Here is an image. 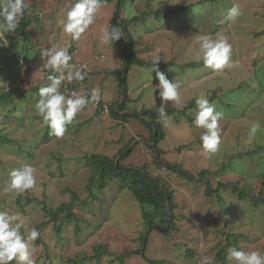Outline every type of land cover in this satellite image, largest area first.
Returning <instances> with one entry per match:
<instances>
[{
	"label": "rangeland",
	"instance_id": "rangeland-1",
	"mask_svg": "<svg viewBox=\"0 0 264 264\" xmlns=\"http://www.w3.org/2000/svg\"><path fill=\"white\" fill-rule=\"evenodd\" d=\"M25 2L24 16L33 21L18 32L21 39L16 37V31L6 33L0 45V49L4 46L9 50L5 55L11 68L5 75L8 79L1 80L2 84H10L16 90L8 95L11 103L0 104V212L19 213L24 224L21 232L26 237L33 228L48 220L42 209L44 202L57 207L70 201L68 187L77 193L73 199H79L74 208L78 222L65 223L60 233L57 232L60 220L57 225L52 223L36 229L43 243L29 242L35 264L39 254L43 257L37 264H74L69 259L85 257L84 264H122V260L117 262L116 255L138 246L137 235L148 230L142 214L144 206L130 190L121 188L119 178H109L105 189L92 185L97 196L91 195L89 185L97 177L88 163L95 153L119 161L122 166L147 165V171L161 177L173 191L174 212L183 217L177 215L176 227L169 233L156 228L149 234L145 253L148 258L200 264L207 256L212 264H228L227 258L224 261L217 257L223 246L227 253L235 247L264 254V205L256 207L252 198L240 200L230 188H221L219 194L225 198L222 207L215 195L206 194L209 185L216 188L221 182L235 180L243 185L251 184L254 196L259 194L258 189H264V149L235 158L241 151L264 144V60L258 59L264 57V34H258L264 29V0L101 1L94 23L79 40H73L62 30V22H66L67 12L75 0ZM234 3L239 4L242 15L230 22L225 17ZM135 15L136 20H129ZM217 18H221V25L213 33L218 26L215 25ZM20 26L21 21L17 28ZM113 26L119 28L121 38L113 44L103 43L100 39L103 30H111ZM129 35L135 40V56L150 64H133L121 88L123 74L116 71L124 69L123 56ZM204 35L213 40L223 37L231 45L230 67L213 70L203 65L186 71L179 66L202 60L198 37ZM53 45L67 47L68 51L74 48L73 52L69 51L72 71L76 62L90 65V76L84 85L98 89V100L107 104L123 103L125 88L129 113L122 112V115H128L118 119L111 111L107 115L97 114L96 106L89 100L74 117L68 134L40 142L47 125L36 113L35 104L39 100V89L51 83L45 79L49 68L45 66L46 58L43 60L40 54ZM157 58L162 63L174 61L176 64L159 66L155 64ZM157 71L178 83L181 96L179 104L169 101L164 110L188 106L187 115L182 114L179 120L174 116L161 119L165 135L158 144V152L151 147L155 144L151 129L140 120L143 109L161 106ZM200 96L207 98L215 111L221 113L218 121L220 149L211 155L205 152L201 140L206 129L194 123L199 108L197 105L189 107L191 100ZM231 102L230 110L227 105ZM189 116L194 121H190ZM145 118L150 121L149 117ZM255 122L261 127L252 135L251 126ZM181 145L186 147L180 149ZM124 152L128 154L126 157H123ZM156 161L180 166L193 178L178 175ZM225 163L226 167L222 168ZM25 166L35 169V187L23 193L9 191L11 172ZM27 191L43 202H27ZM21 195L25 198L23 208L16 204ZM84 200L89 202L87 206L81 204ZM101 223L98 234L90 237V232ZM225 231L237 235V245L230 244ZM102 243L113 255H94L95 246ZM189 250L193 255H188ZM46 255H50L48 263L44 262ZM124 263L150 264L142 254L131 255Z\"/></svg>",
	"mask_w": 264,
	"mask_h": 264
},
{
	"label": "clouds",
	"instance_id": "clouds-1",
	"mask_svg": "<svg viewBox=\"0 0 264 264\" xmlns=\"http://www.w3.org/2000/svg\"><path fill=\"white\" fill-rule=\"evenodd\" d=\"M26 7L25 0H0V39H3L6 33L16 31L24 16ZM100 7L101 0H75L67 12L66 22H62V30L68 33L73 40H79L94 23ZM241 15L242 10L239 4L234 3L228 9L225 18L232 22ZM121 36L122 33L119 28L113 26L111 30H103L100 39L105 44H113ZM198 40L200 42V54L206 67L220 70L225 66H231L229 64L231 45L225 38L221 37L213 40L211 37L204 35L198 37ZM40 55L43 60L46 58L45 66L49 70H47L45 79L48 78L51 83L49 82L48 86L39 89V100L35 104V111L51 129L52 135L63 137L66 125L71 124L76 114L88 104L89 97L76 93L68 96L65 92L60 91V89L63 90L61 86L65 80L68 83L73 80L82 82L87 73L82 70L72 71V65L70 64L72 56L69 54L67 47L53 45L43 50ZM158 61L159 58L155 60V64ZM65 70H67V75H65ZM52 72L53 75H51ZM55 73H59V75H55ZM156 77L159 81L157 88L160 89L159 96L161 98L160 115L163 117L166 115L164 106L169 101L179 104L181 96L178 92V83L170 81L160 71L156 72ZM98 98V89H93L90 99L95 101ZM104 104L107 103L104 102ZM196 104L199 112L194 123L197 127L206 129V132L201 136L203 149L209 155L215 154L219 151L221 144L218 126L221 113L216 112L215 106L210 104L209 100L203 96L197 97ZM260 127L259 122L253 123L251 134L255 135ZM11 177L8 185L9 191L14 190L18 193H23L28 189L34 188L37 183L35 169L32 166H25L22 170H13ZM22 227H24V224L19 213L0 212V264H11L13 260L16 261V264H35L29 248V242L35 241L39 233L33 228L25 237V234L21 232ZM227 261L228 264H264V254L259 251L247 252L232 247L228 250ZM200 264H212V261L205 256L200 260Z\"/></svg>",
	"mask_w": 264,
	"mask_h": 264
},
{
	"label": "trees",
	"instance_id": "trees-1",
	"mask_svg": "<svg viewBox=\"0 0 264 264\" xmlns=\"http://www.w3.org/2000/svg\"><path fill=\"white\" fill-rule=\"evenodd\" d=\"M101 1H110V0H101ZM129 1L132 3L135 0H129ZM118 9H119V7H118ZM117 13H118V11H117ZM118 18H120L119 13L117 14V19ZM136 19H137V15L133 16L132 18H129V20H136ZM30 21H33V20L31 18H29V20H28L27 16H24V18L21 20V26L19 28H17V30H16V33H17L16 37L17 38L21 39V35H19L18 32H22V30H25L26 27L31 24ZM220 22H221V18H217L215 25H218V26H215L216 28L214 29L213 33H216L219 30L220 25H221ZM123 23H124V20H122V24ZM258 34L263 35L264 29L261 30L260 32H258ZM23 39H25V37ZM27 40L28 39H26V41ZM4 41H5L4 38L0 39V45L1 44L3 45ZM127 41H128L127 48H126L125 54L123 56V58H124V69H123V71H121V70L116 71V73H120V74L122 73L123 74L121 82H120L121 88L123 87L124 84H126L128 73L130 71V67L133 64H138V65L143 66V65L148 63L146 60H142L141 58L135 56V40H134V38L129 35V38ZM23 47L27 48V46H23ZM70 49L71 48H69L70 52L74 51V48H72L71 50ZM75 51H76V49H75ZM5 52L8 53L9 50L6 47L2 46V49H0V104H2L3 106L8 104V103H11L10 99L8 98V95H10V93H12L13 91H16L13 87L10 86V84L3 85L2 81H1L2 79L7 78L8 76L5 77V75L7 74L8 71H11V68L9 67V64H8V57L5 55ZM21 54H19V55H21ZM27 55H29V54H27ZM23 56H26V55L24 54ZM20 59L22 61L26 62L25 58L20 57ZM258 59H259V61L260 60L262 61V60H264V57H259ZM12 60H14V57H12ZM79 62H81V61H79ZM162 62H163L162 60H159V62H157L156 65L167 66V65L176 64V62H174V61H171L169 64L168 63H162ZM256 62H257V59L254 61V64H253L254 66H255ZM148 64H150V62ZM177 65H179V64H177ZM203 65H204V63H203V59H202L200 61H191V62L183 63V64H180L179 66H181L182 69L187 71L188 69H191V68L194 70L199 69ZM89 75H90V73H88V77H89ZM10 78L15 80L14 77H10ZM123 93L125 94L123 103H120V101H118L115 104H113V103L108 104V106H109L108 113L110 111L113 112L114 114H116L118 119H122L123 117H126L128 115L127 114L124 116V114L122 115V112L129 113L127 111V101H126L127 100V90L125 88L123 89ZM196 99L197 98H193L191 100L190 105H189L190 108L195 107L197 105ZM221 102H223V101H221ZM232 103L233 102H231L227 105L230 110L233 107ZM100 104H101L100 107L96 108V109H98L97 113H101L102 111H104L103 110L104 102L101 101ZM117 104H119V105L116 106ZM223 105L224 104L222 103L221 106H223ZM187 107L188 106H185L181 109H178L176 107L168 108L167 110H164L166 115L163 117L167 118L169 116H174L177 120H179V116H181L182 114L187 115V110H188ZM145 116L149 117L150 121H148V118L146 119ZM140 117H141L140 120L142 122H144L145 124H147L148 127L152 131V138H153V142L155 144H153L151 147L155 148L156 152L160 151L159 148L157 150V147H158L159 142L161 141L162 138H164V135H165V132L163 130V123L161 121V119L163 117L160 115V108H158V107L145 108V109H143ZM188 119L190 121H194L193 117H191V116H189ZM71 124L66 125V131H65L64 135L69 133ZM0 134H1V131H0ZM40 139H41L40 142L44 143V142H49L52 139H59V137L52 135L51 129L47 125V128L45 130V134ZM186 145L188 146L191 144H186ZM186 145H181L180 149L186 147ZM261 149H264V144L259 145L257 148L252 149V150H247L245 152L241 151L237 156H235V158L240 159V158H242L243 155H247V156L254 155V154L258 153V151ZM29 154L32 155V153H30V152H29ZM127 155H128L127 152L123 153V157H126ZM88 164H90V166L93 168L94 174L97 177L96 179H93L89 185V190L91 191L92 196H94V197L97 196V194H96L97 192L92 191L93 190L92 185H95L96 188L98 186L99 189H105V187L107 186V184L109 182L108 179L117 177L120 180L121 188L130 190L133 193L136 200L139 201L140 204H142L144 206L142 214H143V218L145 220V224H146L145 226H146V228L148 227V230L144 231V232L140 231V233L138 232L141 235L136 234L138 236L136 238V242H138V246H136V247L132 246L131 247L132 249H130L129 251L117 254L116 255L117 262L119 259V260L123 261L122 264H127V263H124V261L126 260L127 257H129L131 255H141L142 254V256L150 264H177L172 259H164V260L151 259V258H148L145 254L146 248H147V245L149 242L148 236L153 230L158 228L163 233H165V232L169 233V231H171L174 227H176L175 221H176L177 215H179L181 218L183 217L182 214H177V215L175 214L174 210L176 208V203H175L173 191H170L169 188H167L166 184L163 183L162 178L151 175L150 172L147 171V169H148L147 165H144L142 167L122 166L119 161H115L114 159H112L108 156H104L102 154L99 155L98 153L92 154L90 156V160H89ZM157 164L162 165L169 170L175 171L176 173H178V175L193 178V176H190L188 174V172H186V170L180 168V166H177V165L175 166L173 164L166 163V162H159V163L157 162ZM226 165L227 164L225 163L224 166H222V168L226 167ZM254 167L260 168L261 164L260 165L254 164ZM207 172H209V171H207ZM206 173H205V176H206ZM201 175H202V173H201ZM263 176H264V174H263ZM203 178H204V176H203ZM238 181L239 180H235V181H231L229 183L221 182L218 184V186L216 188H212L209 185V187L206 191V194L208 197L215 195V197L217 198V201L219 202V205L222 207V206H224L223 204L225 203V198L221 194H219L221 191V188H226V189L230 188L231 191L235 195H237L240 200L252 198L254 201L253 205H255L256 207L264 205V189L263 188L258 189L259 194L257 196H254L252 194V191L254 190V188L252 187L251 184L246 182L243 185V184H240ZM207 182L210 183V179ZM66 189H68L69 193L71 194L70 195V199H71L70 201H64L61 203V205H59L57 207H50L46 204V202H44L42 209L45 212L46 217H48V220L43 221L40 225H38L36 228L37 230L40 228V226H47V225H50L52 223L57 225L58 220H60L62 223L60 225H58V228H57V232L60 233L61 227L65 223H69V221H74V222L79 221L77 212L74 210L75 206L79 203V199L78 198L73 199L74 197H76L77 193L73 189H71L70 187H68ZM25 197L27 198V200H26L27 202L33 201V200H38L40 203L43 202V201H40L39 198H37L36 196L31 197V195L29 194L28 191H27ZM24 200H25L24 196L21 195V196H19V199L17 200L16 204L23 208ZM88 203L89 202L87 200L81 201V204H83L84 206H87ZM102 224L103 223L96 226L90 232L89 236L93 237V236L97 235L99 230L102 227ZM80 230H78V231L80 232ZM225 234L227 235V238L230 241V244L232 246L238 244L237 243V235L235 233L225 231ZM34 242L36 245L42 244L43 239L40 235H38L37 239ZM238 248H239V246H238ZM101 254L113 255V253L103 243L95 246V254L94 255L96 256V255H101ZM188 255H193V251L189 250ZM42 257L43 256L41 254H39V258H38L39 263L41 262ZM49 257H50V255H46V259L44 260V262H46L47 259L49 261V259H50ZM217 257L219 260H224V261L227 258V252L225 251L224 246L219 249V251L217 253ZM86 259H87L86 257L82 258L80 260H75V259L71 258V259H69V261L73 262L74 264H84V263H86ZM38 261H36V264L38 263ZM46 263H48V262H46ZM11 264H16V261L13 260L11 262Z\"/></svg>",
	"mask_w": 264,
	"mask_h": 264
},
{
	"label": "built area",
	"instance_id": "built-area-1",
	"mask_svg": "<svg viewBox=\"0 0 264 264\" xmlns=\"http://www.w3.org/2000/svg\"><path fill=\"white\" fill-rule=\"evenodd\" d=\"M82 66H84L82 68ZM76 70H82V71H85L88 75L89 71H90V67L87 63L85 62H77L75 63L74 65V70L73 72H75ZM53 75V72L52 74ZM55 75H59V73H55ZM65 75H67V70H65ZM87 75L85 77V79L82 81V82H78L76 80H73L71 83H68L66 80L65 82L62 84V88H63V92H65L68 96H71L73 93H76L78 95H81V96H86V97H89V100L90 99V96H91V92H92V89L90 86L88 85H84L85 84V81H86V78H87ZM94 105L96 107H100V103L101 101L100 100H91ZM109 109V106L108 104H103V110L105 112H107Z\"/></svg>",
	"mask_w": 264,
	"mask_h": 264
},
{
	"label": "crops",
	"instance_id": "crops-1",
	"mask_svg": "<svg viewBox=\"0 0 264 264\" xmlns=\"http://www.w3.org/2000/svg\"><path fill=\"white\" fill-rule=\"evenodd\" d=\"M181 67V66H180ZM185 74V73H184ZM96 110H98V109H96ZM101 112V111H100ZM97 114H108V113H106V112H104V111H102L101 113H97Z\"/></svg>",
	"mask_w": 264,
	"mask_h": 264
}]
</instances>
